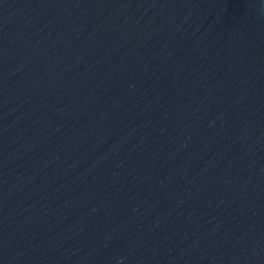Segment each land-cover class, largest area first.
<instances>
[{
  "label": "water",
  "instance_id": "95a60500",
  "mask_svg": "<svg viewBox=\"0 0 264 264\" xmlns=\"http://www.w3.org/2000/svg\"><path fill=\"white\" fill-rule=\"evenodd\" d=\"M0 264H264V0H0Z\"/></svg>",
  "mask_w": 264,
  "mask_h": 264
}]
</instances>
